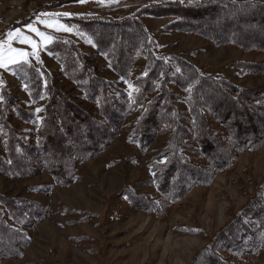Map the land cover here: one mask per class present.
<instances>
[{"label": "rangeland", "instance_id": "rangeland-1", "mask_svg": "<svg viewBox=\"0 0 264 264\" xmlns=\"http://www.w3.org/2000/svg\"><path fill=\"white\" fill-rule=\"evenodd\" d=\"M200 1L215 0H0V45L3 46L0 52L4 55L0 66V150L5 124L16 128L26 145L34 142V132L43 120L47 102L44 91L48 87L70 95L85 110H97L62 74L61 66L50 53L49 48L59 38L73 41L99 77L115 82L130 95L137 93L130 83L123 82L113 72L110 62L76 24L85 19L135 17L154 37L156 55L166 59L182 57L208 74L224 76L243 87L264 86V74L241 68L242 64L264 66V52L218 45V41L212 42L200 33L169 30L175 16L182 13L180 6ZM151 6H157L153 16L140 12ZM217 9L210 13L211 26L223 20L222 8ZM42 21L57 24L48 27ZM196 23L199 20L188 23L186 20L187 25L198 28ZM216 24L220 28L212 30L218 35L223 25ZM31 27L52 39L42 40ZM199 27L211 34L210 28L203 27L202 20ZM228 28L225 26V30ZM9 33L14 34L11 39ZM255 35L249 33L248 38ZM21 37L35 42L37 47L22 42ZM9 48L16 51L10 53ZM19 52L28 55L21 57ZM10 56L15 57L13 62L9 61ZM147 62L145 51H139L131 81L145 74ZM171 90L177 96L188 95L174 86ZM176 105L188 117L185 105L179 100ZM141 114L139 111L127 120L117 140L101 155L79 167V179L69 187L55 185L47 174L16 179L0 173V196H22L23 200L40 205L46 216L31 231V243L23 258L6 259L1 264H191L219 234L237 225L239 228L251 225V219H246L244 213L264 189V148L239 155L235 165L211 185L198 187L183 201L172 204L162 200L152 173L157 158L167 146L169 128L165 126L156 143L141 152L130 137ZM209 117L215 133L224 136L222 127ZM184 154L197 164H205L198 154ZM129 192L144 197L154 206L156 214L133 208L127 200ZM247 230L248 235H242L240 241L248 243L238 250L232 263L264 264V231L252 242L254 236ZM232 255L224 253L223 257Z\"/></svg>", "mask_w": 264, "mask_h": 264}, {"label": "trees", "instance_id": "trees-1", "mask_svg": "<svg viewBox=\"0 0 264 264\" xmlns=\"http://www.w3.org/2000/svg\"><path fill=\"white\" fill-rule=\"evenodd\" d=\"M155 7L140 12L153 16ZM217 7L223 13V20L217 24L223 25V31L218 35L212 30L215 25L209 26L210 13L219 10ZM180 8L182 13L175 16L169 30L200 33L212 42L218 41V45L264 52V0L200 1ZM186 20L187 23L199 20L198 28L187 25ZM201 20L204 28L211 29V34L199 27ZM76 24L110 62L113 72L123 82L130 83L137 93L130 95L115 82L99 77L73 41L59 38L49 48L50 53L61 66L62 74L97 110H85L70 95L48 87L44 91L47 102L43 120L34 132L31 145L23 142L16 128L5 124L0 152L6 156L0 154L1 174L16 179L47 174L55 185L69 187L79 179V167L109 148L127 120L139 111L142 114L130 137L141 152L156 143L165 126L169 128L167 146L157 158L152 173L162 200L172 204L183 201L198 187L211 185L235 165L239 155L264 148V86L243 87L224 76L208 74L182 57L166 59L156 55L154 37L135 17L85 19ZM225 26L229 28L225 30ZM249 33L256 35L249 39ZM141 50L148 61L145 74L131 81L136 56ZM241 68L264 74L262 64H242ZM171 86L188 95L185 98L175 95ZM176 100L185 105L188 117L177 108ZM209 115L222 127L224 136L215 133ZM185 152L200 155L205 164L188 159ZM127 195L136 210L156 214L154 206L144 197L131 192ZM21 197L0 196V264L6 259H22L31 243V231L46 218L40 205ZM244 216L251 219L250 226L237 225L236 230L219 234L191 264H233L238 250L248 243L240 241L242 235H248V228L254 236L251 241L258 239L264 231V189ZM224 253L233 255L225 258Z\"/></svg>", "mask_w": 264, "mask_h": 264}, {"label": "snow or ice", "instance_id": "snow-or-ice-1", "mask_svg": "<svg viewBox=\"0 0 264 264\" xmlns=\"http://www.w3.org/2000/svg\"><path fill=\"white\" fill-rule=\"evenodd\" d=\"M43 15H45V16H51V15H60V14L44 13ZM63 15H70V14L65 13ZM42 22L45 23L46 26H48V27H54L57 24V22H54V21H42ZM60 27H62V26H60ZM31 30L34 31V32H36L39 36H41L42 40L47 41V40H51L52 39L51 37L47 36L45 33L39 32V30L36 29V28H34V27H31ZM13 35H14L13 33H9V38L11 39L13 37ZM21 39H22V42H30V43H32L33 48H36L37 47V45L35 44V42L30 41L27 37H21ZM2 47L3 46L0 45V48H2ZM15 51L16 50L9 48V52L10 53H14ZM18 55L21 56V57H25L26 58L28 54L25 53V52H19ZM14 59H15L14 56H10L9 57V61L10 62H13ZM3 60H4L3 52H0V66H3Z\"/></svg>", "mask_w": 264, "mask_h": 264}, {"label": "bare ground", "instance_id": "bare-ground-1", "mask_svg": "<svg viewBox=\"0 0 264 264\" xmlns=\"http://www.w3.org/2000/svg\"><path fill=\"white\" fill-rule=\"evenodd\" d=\"M247 18H248V17H247ZM203 21H204V20H203ZM207 24H208V23H207ZM211 24H212V23H211ZM215 24H216V23H215ZM215 24H214V25H215ZM216 25H217V24H216ZM209 26H210V24H209ZM213 27H214V26H213ZM215 27H216V26H215ZM251 27L254 28L253 26H251ZM251 27H250V28H251ZM250 30H251V29H250ZM257 31H258V30H257ZM248 32H250V31H248Z\"/></svg>", "mask_w": 264, "mask_h": 264}]
</instances>
